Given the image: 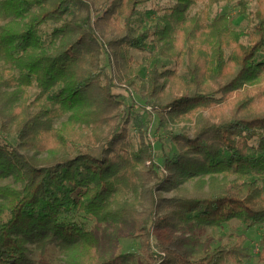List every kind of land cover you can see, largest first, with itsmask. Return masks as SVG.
<instances>
[{
	"label": "trees",
	"instance_id": "1",
	"mask_svg": "<svg viewBox=\"0 0 264 264\" xmlns=\"http://www.w3.org/2000/svg\"><path fill=\"white\" fill-rule=\"evenodd\" d=\"M152 1L0 0V133L17 140H0V180H13L0 184V264H56L33 260L29 244L55 245L61 264L248 258L245 235L223 246L194 233L234 219L264 224V0H209L192 19L199 0H170L151 9L162 11L156 23L135 27ZM223 1L239 6L246 28L235 29L229 13L211 16ZM49 23L56 27L43 34ZM133 50L150 56L137 62ZM155 57L185 59L186 77L150 68ZM118 85L142 96L147 122L125 113ZM155 116L159 128L185 123L167 131L178 152L162 167L148 135ZM121 240L140 249L123 252Z\"/></svg>",
	"mask_w": 264,
	"mask_h": 264
},
{
	"label": "rangeland",
	"instance_id": "2",
	"mask_svg": "<svg viewBox=\"0 0 264 264\" xmlns=\"http://www.w3.org/2000/svg\"><path fill=\"white\" fill-rule=\"evenodd\" d=\"M209 0H199V2L192 6L191 9L188 11V17L193 18L196 14H199L202 10L205 9L206 5H208ZM175 5V1L170 0H153L151 3L144 5L141 7V10L139 14L134 18V25L135 27H140L141 25L147 24L150 20H155L154 23L158 21V17L162 15V11H159L156 14H152L150 11L151 9H162L167 6H173ZM252 11L256 10L257 3L256 1H252L250 3L249 7ZM240 8L237 6V4L234 3H228L227 1L220 2L216 5H214L211 8V16L214 17L219 14H225L229 13L230 15H233L234 23L233 27L235 29H244L247 26V21L239 14ZM56 27V24L49 23L47 25H44L42 27L43 34H48ZM245 42H247V38H244ZM132 55L135 58V61L142 62L146 61L150 53L149 52H138L133 50ZM154 65H157L159 68L162 66L167 67H176L180 74L183 77H186L185 69L187 66V62L184 59L182 63L176 64L173 61L167 60L162 57H155L152 61V65L150 68ZM103 67L107 69V71L110 70L109 60L106 56L103 57ZM119 87L116 89L117 93H121V99L124 102V111L125 113H133V118L137 117L140 119H143L144 122H147V119L150 118L147 111H144L145 106V100L142 98V96L134 91H129L126 89V87H121V85H118ZM31 93V96L34 97L39 93V90L37 88H32L29 90ZM205 115L210 118V115L208 112L205 113ZM159 118L157 116L153 117V123H151L149 127V137L151 138L155 155H156V162L160 167L163 166V160L164 156H173L178 152L177 147L169 142V137L167 134V131H173L178 132L180 129L185 127V123H177V124H171L169 123L167 125V128H159ZM190 126V125H188ZM131 133L132 137L131 140L136 144L138 141L137 137V127L134 124V121L131 120ZM189 128V127H188ZM188 134L190 137H192L193 131L191 129L188 130ZM8 138L13 144L17 143V140L15 136H9L7 137L5 134L0 133V140ZM257 140L252 141L253 145H256ZM43 157V156H42ZM39 156V158H42ZM164 174H168L163 172ZM13 184V180L11 178L6 180H0V184ZM193 180L185 181L181 186L186 187H192ZM162 197L165 198H171L177 195L176 191H162L161 192ZM129 197L132 199L131 195ZM75 220L79 222H83L87 225L89 229H92L94 226V220L93 219H87L84 218L82 215L74 213ZM196 236H198L201 240H205L210 235L215 236V241L217 245H223V246H229L231 245L235 239L240 235H245L247 237L246 241V256L247 259L244 260V264H264L263 261H261V255L263 254L264 245L262 244V238L264 236V224L254 225V226H247L246 224L240 223L237 220H232L229 223L225 224L222 228L214 229L209 226H204L200 229H197L194 233ZM153 243H156V236L153 237ZM121 250L123 252H138L140 249V245L138 241L135 240H121L120 241ZM36 246L34 244H29V255L30 257L35 260L36 262H54L56 264H61L58 259L61 258V253L59 251V248L55 245L49 246L45 252H42L41 250H38L35 248ZM162 254L164 257L167 256L166 252H156Z\"/></svg>",
	"mask_w": 264,
	"mask_h": 264
}]
</instances>
